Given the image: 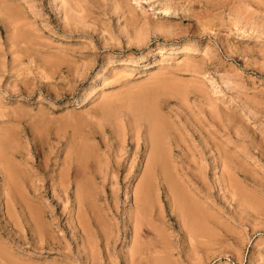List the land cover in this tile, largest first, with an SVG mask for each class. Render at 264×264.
I'll return each mask as SVG.
<instances>
[{
    "label": "rangeland",
    "instance_id": "rangeland-1",
    "mask_svg": "<svg viewBox=\"0 0 264 264\" xmlns=\"http://www.w3.org/2000/svg\"><path fill=\"white\" fill-rule=\"evenodd\" d=\"M0 244L3 264H264V0H0Z\"/></svg>",
    "mask_w": 264,
    "mask_h": 264
},
{
    "label": "bare ground",
    "instance_id": "bare-ground-1",
    "mask_svg": "<svg viewBox=\"0 0 264 264\" xmlns=\"http://www.w3.org/2000/svg\"><path fill=\"white\" fill-rule=\"evenodd\" d=\"M138 99H139V98H138ZM136 103H137V102H136ZM114 104H115V103H114ZM137 107H138V106H137ZM138 108H139V107H138ZM138 115H139V114H138ZM138 115H137V117H139ZM153 117H156V116H153ZM140 118H143L142 115L140 116ZM140 118H139V119H140ZM151 118H152V117H151ZM124 120H125V119H124ZM154 121H156V118L151 122V123H152L151 125H152V128H153V131H154V130H157V129H155V126H156L155 124H157V123L155 122V124H154ZM161 122H162V121H161ZM163 127H164V126H163ZM157 128H158V127H157ZM157 131H158V130H157ZM150 134H151V133H150ZM133 137H134V136H133ZM137 137H138V136H137ZM137 137H136V138H137ZM146 137H147V136H146ZM149 137H150V136H149ZM149 137H148V139H150ZM158 137L160 138V136H158ZM107 138H108V137H107ZM155 138H157V136H156V137L153 136V139H155ZM5 139H6V138H5ZM115 139H116L117 141L119 140V139H117V138H115ZM133 139H134V138H133ZM138 139H139V138H138ZM151 139H152V137H151ZM124 140H125V138H124ZM136 140H137V139H136ZM157 140H158V138H157ZM162 140H163V139H162ZM108 141H110V140H108ZM113 141H114V140H113ZM139 141H140V139H139ZM136 142L139 143L138 141H136ZM146 142H147V141H146ZM148 142H149V141H148ZM116 143H117V142H116ZM140 143H141V142H140ZM151 144H152V142H151ZM151 144H150V145H151ZM156 144H158V143H157L156 141H155V143H154V140H153V145H154V148H153V149H155V147L157 146ZM122 145H123V144H122ZM155 145H156V146H155ZM119 146H120V144H119ZM119 146H117V147L119 148ZM136 146H137V148L140 147V146H138V144H137ZM148 146H149V144H148ZM120 147H121V146H120ZM157 147H158V146H157ZM115 148H116V147H115ZM134 149H135V148H134ZM160 149H161V148H160ZM119 150H121V149L119 148ZM117 151H118V150H117ZM115 152H116V151H115ZM119 153H120V155H121L122 152L119 151ZM119 153H118V154H119ZM154 153H155V151H154ZM115 154H116V153H115ZM115 154H114V155H115ZM118 156H119V155H118ZM121 157H122V156H121ZM121 157H120V158H121ZM117 158H118V157H117ZM120 158H119V159H120ZM65 159H66V158H65ZM57 160H58V159H57ZM68 160H69V159H68ZM73 160H74V159H73ZM73 160H72V161H73ZM76 160H77V159H76ZM110 160H111V159H110ZM150 160H151V159H150ZM28 161H29V160H28ZM72 161H71V162H72ZM75 162H76V161H75ZM77 162H78V161H77ZM119 162H122L121 159H120ZM119 162H118V163H119ZM31 163H32V162H31ZM61 163H62V162H61ZM68 163H69V162H68ZM149 163H150V162H149ZM57 164H58V162H57ZM119 164H120V163H119ZM147 164H148V162H147ZM58 165H59V164H58ZM66 165H67V164H66ZM81 165H82V164H81ZM81 165H80V166H81ZM112 165H113V164H112ZM112 165H111V168H112ZM69 166H72V164H69ZM78 166H79V165H78ZM107 166H108V165H107ZM113 166H114V165H113ZM149 166H150V165H149ZM67 167H68V166H67ZM85 167H86V166H85ZM117 167H119V166L117 165ZM117 167H116V168H117ZM123 167H124V166H123ZM74 168H75V167H74ZM81 168H82V167H81ZM86 168H87V167H86ZM86 168H85V169H86ZM120 168H121V167H120ZM150 168H151V167H150ZM7 169H8V168H7ZM7 169H6V172H7ZM72 169H73V168H72ZM77 169H78V168H77ZM83 169H84V168H83ZM83 169H81V170H83ZM148 169H149V167H148ZM8 170H9V169H8ZM70 170H71V169H70ZM87 170H88V169H87ZM115 170H116V169H115ZM115 170H113V171H115ZM120 170H121V169H120ZM129 170H130V169H129ZM150 171H151V170H150ZM8 172H9V171H8ZM8 172H7V173H4V174H5V175H6V174H9ZM68 172H70V171H68ZM77 172H78V171H77ZM102 172H103V171H102ZM108 172H109V171H108ZM73 173H74V169H73ZM94 173H95V172H94ZM63 174H64V173H63ZM9 176H10V174H9ZM38 176H39V175H38ZM52 176H53V175H52ZM68 177H69V176H68ZM68 177H67V178H68ZM102 177H103V176H102ZM117 177H118V176H117ZM10 178H11V177H10ZM54 178H55V177H54ZM105 178H106V177H105ZM76 179H77V178H76ZM51 180H52V179H51ZM54 180H55V179H54ZM77 180H79V179H77ZM73 181H74V180H73ZM69 182H70V181H69ZM13 184H14V183H12V185H13ZM146 184H147V183H146ZM175 184H176V183H175ZM140 185H141V184H140ZM13 186H14V185H13ZM143 186H144V185L142 184V186H139V187H137V188H139V190H140L141 188H143V189H141V190H144V187H143ZM8 187H9V186H8ZM14 187H15V186H14ZM14 187H13V188H14ZM140 187H141V188H140ZM5 188H7V187H5ZM46 188H47V187H46ZM14 190H15V189H14ZM139 190H135L136 192H135V203H134V204L136 205V207H138V205H140L139 203H143V204L141 205V206H143V205H144V202H145V200L142 199V197H140V195H141L140 193H142L143 191H140V192H139ZM10 191H11V190H10ZM7 192H8V191H7ZM8 193H10V192H8ZM11 193L13 194V191H11ZM11 193H10V194H11ZM14 193H15V191H14ZM78 193H81V192H78ZM78 193H77V195H78V200H77V198L75 197L76 202H77V204H78V208H79V209L77 210L78 213H76V214H75V215H76L75 218H71L70 221H72L73 219H76V221H77L76 223H77V228H78V230H79V229H80L81 231L84 230V232L82 231V233H85V234H84V236H82V240H81V243L84 244L85 242L87 243V242H92V241H94V239H92V238H94V237H92V236H93L92 233H90V231H88V229H90V228L87 227V223L89 222V218L86 217L87 215L84 217L83 215H85V214H83V212L80 210V209H81V206H80V205H81V202H82V205H83V201H84V200L82 201V197H81V196H83V198H84V195H82L83 193H81V195L78 194ZM139 194H140V195H139ZM142 194H143V193H142ZM62 195H63V194H62ZM107 195H108V194H107ZM176 195H177V194H176ZM142 196H143V195H142ZM14 197H15V195H14ZM14 197H13V199H14ZM148 199H149V198H148ZM142 200H143V202H141ZM19 201L21 202L20 199H19ZM19 201H18V202H19ZM16 202H17V201H16ZM36 202H37V201H36ZM22 203H23V202H21L20 205H22ZM59 203H60V202H59ZM117 203H118V202H117ZM179 203H180L179 205L181 206V209H182V213L184 212V214H188V215H190L191 218H192V220H193V219H194L193 217L195 216V210H194V206H195V205L188 204L186 201H184V199H180V200H179ZM23 204H24V203H23ZM25 205H26V204H25ZM22 206H23V207H21V208L24 209V208H25L24 205H22ZM30 207H31V206H30ZM110 207H111V206H110ZM134 207H135V206H134ZM136 207H135V208H136ZM139 207H140V206H139ZM23 209H22V210H23ZM26 209H27V208H26ZM28 209H29V208H28ZM136 209H137V208H136ZM143 209H144V208H143ZM143 209H142V210H143ZM24 210H25V209H24ZM29 210H32V209L30 208ZM29 210H28V211H29ZM132 210H134V209H132ZM140 210H141V209H140ZM134 211H136V210H134ZM137 211L140 212L139 209H138ZM137 211H136V213H137ZM11 212H12V211H11ZM24 212H25V211H24ZM32 212H33V211H32ZM144 212H145V211H144ZM25 213H26V212H25ZM25 213H24V214H25ZM35 213H36V212H35ZM81 213H82V215H81ZM84 213H86V212H84ZM136 213L134 212L135 215H136ZM28 214H29V213H28ZM31 214H32V213H31ZM36 214H37V213H36ZM134 214H133L132 216H134ZM29 215H30V214H29ZM32 215H33V217H34V214H32ZM141 215H143V212H142V211H141ZM192 216H193V217H192ZM31 217H32V216H31ZM33 217H32V218H33ZM71 217H72V216H71ZM135 217H136V216H135ZM138 217L141 218L142 216H138ZM138 217H136V218H134V219H135L136 221H137V219L140 220ZM25 218H26V217H25ZM32 218H31V220L29 219V221H32ZM189 218H190V217H189ZM86 219H88V220H87L88 222H86ZM130 219H132V218H130ZM34 220H35V218H33V221H32V222H34ZM78 220H79V221H78ZM29 221H28V222H29ZM136 221H135L134 225L137 224ZM78 222H79V223H78ZM137 222H140V224H141V220H140V221H137ZM30 223H31V222H30ZM127 223H128V222H127ZM14 224H15V223H14ZM25 224H26V222H25ZM27 224H28V223H27ZM32 224H33V223H31V225H32ZM34 224H35L36 227H38V224H39V223L36 225V222H34ZM140 224H139V225H140ZM29 225H30V224H29ZM29 225H28V226H29ZM43 225H44V224H43ZM73 225H74V224H73ZM137 225H138V224H137ZM139 225H138V226H139ZM11 226H12V225H11ZM35 226H34V227H35ZM40 226H41V225H39V228H40ZM89 226H90V225H89ZM138 226H137V227H138ZM134 227H135V226H134ZM137 227H136L135 229H137ZM75 228H76V227H75ZM139 228H140V227H138V229H139ZM34 229H35V228H34ZM49 229H50V228H49ZM74 230L77 231V229H74ZM38 231H39V230H36L37 233H38ZM40 231L42 232L41 229H40ZM135 231H136V230H135ZM20 232H21V231H20ZM31 232H34V231H32V229H31ZM36 232H34V233L37 234ZM41 232H39V233H41ZM74 232H75V231H74ZM78 232H79V231H78ZM136 232H139V231L137 230ZM39 233H38V235H40V237H41L42 234H39ZM74 234H76V233H74ZM77 234H78V233H77ZM64 235L67 236V234H64ZM135 235H136V234H135ZM15 236H16V235H15ZM65 236H64V238H65ZM34 237H35V236H34ZM47 237H48V236H47ZM80 237H81V236H80ZM37 238H39V237H37ZM43 238H44V237L42 236V239H43ZM34 239H36V237H35ZM44 239H45V238H44ZM51 239L54 240V238H52V236H51ZM40 240H41V238H40ZM49 240H50V239H49ZM53 240H52V241H53ZM57 240H58V239H57ZM35 241H39V240L36 239ZM41 241H42V240H41ZM43 241H44V240H43ZM138 241H139V240H136L135 244H137ZM35 243H36V242H35ZM53 243H54V242H53ZM94 243H95V242H94ZM46 244H47V243H46ZM48 244H49V243H48ZM50 244H52V243H50ZM79 244H80V243H79ZM91 244H93V243H91ZM138 244H139V242H138ZM138 244H137V246L134 245L135 247L133 248V249H134L133 252H140L141 250L144 251V248H143V247H141V250L139 249V248H140L139 246H142V245H139V246H138ZM141 244H142V243H141ZM1 245H2V244H0V246H1ZM84 245H87V244H84ZM88 245L90 246V243H89ZM88 245H87V246H88ZM94 245H95V244H94ZM49 246H50V245H49ZM95 246H96V245H95ZM3 247H4V246H2V248H3ZM2 248H0V249L2 250ZM142 248H143V249H142ZM3 249H5V247H4ZM6 249H7L8 251H7V250H2V251L0 250L1 253L4 252V251H7V252L4 253V256H6V255L9 254V253H8V252H9V249H8V248H6ZM139 250H140V251H139ZM90 252H91V251H89V253H90ZM93 252H94V251H93ZM1 253H0V255H1ZM141 253H144V252H141ZM11 254H12V252L10 251V254H9L6 258H8L9 256H11V257H9V258L11 259V258L13 257V255H11ZM14 254H15V253H14ZM91 254H93V253H91ZM139 254H140V253H137L136 255L138 256ZM89 255H90V254H88V257H89ZM141 255H142V256H140V258H143V255H144V254H141ZM14 256H15V255H14ZM93 256H94V254L91 256V258H93ZM132 256H134L133 253H132ZM2 257H3V256H2ZM138 257H139V256H138ZM13 258L15 259V257H13ZM94 258H95V257H94ZM0 259H1V258H0ZM14 259H13V260H14ZM1 260H2V259H1ZM3 260H4V259H3ZM3 260H2V261H3ZM5 260H7V262H8V259H5ZM5 260H4V261H5ZM17 260H18V259H17ZM2 261H0V262L3 264L4 261H3V262H2ZM11 261H12V260H9V263H8V264H10ZM7 262H6V263H7ZM1 263H0V264H1ZM6 263H5V264H6Z\"/></svg>",
    "mask_w": 264,
    "mask_h": 264
}]
</instances>
